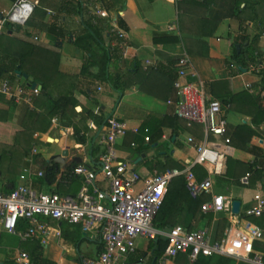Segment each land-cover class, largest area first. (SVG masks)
Returning a JSON list of instances; mask_svg holds the SVG:
<instances>
[{
  "label": "crops",
  "instance_id": "1",
  "mask_svg": "<svg viewBox=\"0 0 264 264\" xmlns=\"http://www.w3.org/2000/svg\"><path fill=\"white\" fill-rule=\"evenodd\" d=\"M15 1L0 0V10L11 8ZM32 1L36 3V6L41 2L47 9L42 21L45 28L17 25L11 30L4 28L0 35L7 36L6 34H8L17 39L18 44L14 46L13 52H21L24 49L23 46L34 44L48 52V59L58 55V73L51 75L49 91L55 97L64 93L73 94L77 103L74 108L69 109V121L65 119L62 123L59 117L54 115L52 119L58 118V123L55 124L51 120L46 131L36 132L32 135V139L38 140V144L32 142L28 153H24L29 146L27 142L31 139L30 133H22L25 124L30 123L25 109L29 106L38 113L47 114L51 109V102L49 100L45 102L40 98L41 100L35 107L34 103L31 105L16 104L5 95L0 94V147L9 152L3 165L0 162V190L3 192H9L23 182L20 174L26 166L31 165L34 172L43 170L40 164L35 161V156L38 154L46 159L57 158L61 164V171H66L76 162L78 164L85 163L99 172L100 156L105 151L102 135L112 116L118 117L128 126L125 136L119 138L116 143L119 159L126 160L144 178L153 175L156 171H166L162 164L166 163L165 156L167 154L174 161L183 164L186 161L193 163L197 157L195 142L202 141L204 131L201 124L190 122L188 130L178 128L179 134L173 138L174 127L171 125V119H168L165 125H161L165 117L175 114L177 102L176 89L172 79L174 76L170 75L168 70L145 76L142 82L126 89L120 100H118L117 93L108 84L100 83L98 80H94L93 76L82 73L86 54L74 44V39H70L69 35L71 31L78 32L82 29L83 14L82 11L77 10L79 2H82V6L87 9L86 17L93 14L98 20L107 19L111 26V21H114L119 27L118 18L121 19L124 27L120 28L126 31L124 60L121 63L123 70L132 68L137 62L144 69L152 64H155L152 66L168 65L185 54L192 61L193 70L197 73V80L203 82L206 93L211 98L214 97L210 94L209 84L217 80H227L229 89L234 94L245 90L253 94L257 93L256 85L260 83L258 75L252 73L249 68L230 75V69L226 63V60H232L236 38L242 35L245 29L240 28L238 20L233 15L236 11L233 0H207L206 2L203 0ZM63 2H65L64 6ZM105 3H107L106 6H104ZM97 9L107 10L110 17L99 16L96 12ZM206 14L209 19H216V21L202 25L201 20H204ZM52 24L56 25V31L49 30ZM247 24V33L252 38L257 32V23L248 22ZM35 36L39 38L35 39ZM160 36L165 37V41L154 40L155 37ZM115 42L109 43L108 41L107 43L114 45ZM205 45L209 48V54L206 56L203 54L206 49ZM260 46L264 52V35L260 38ZM0 54L4 55L5 53L1 52ZM28 56L32 61L46 60L37 54H28ZM49 67L51 68V66ZM54 68L56 67L53 66L52 69ZM20 73L14 80L7 75L0 79L7 78L12 81L18 79L23 84L24 73ZM188 79L195 80L196 78L190 76ZM247 84L252 85L251 89L247 88ZM39 96L40 94L34 96V99ZM243 110L246 113L232 111L228 106L224 107L223 115L228 120L229 130L232 132L243 124L250 125L258 131L252 136L250 145L261 150L257 149V153L254 154L231 143V148L227 151V158L224 160L227 163V169L225 168L226 170L221 173L210 174L214 183L213 192L223 194L226 199L232 202L240 201L241 215H244L246 209L254 204L255 196L246 193L244 188L251 187L264 194V175L259 178V174L251 170V182L244 185L240 181L246 174L244 173L245 168L252 164L254 169L264 173V122L257 125L252 124L251 114L254 112V108L247 107L245 109L243 107ZM92 114H102L106 117L105 121L107 122L99 128ZM75 125H80L81 134H86V143L77 141ZM146 136L150 137V141L145 140ZM188 136H193L195 142L188 143ZM98 145L102 149H97ZM64 150L67 151L66 155L62 154ZM54 155L55 157H53ZM236 160L241 161L245 166L236 168ZM203 166L208 170L207 166ZM78 176L83 183L82 175ZM59 180L60 175L55 182L34 176L32 184L38 191L52 192L58 188ZM25 182L29 183V180ZM96 185L101 189L108 187V183L104 182L101 174L98 175ZM142 186L143 184L140 183L138 188ZM241 188L243 189L241 190ZM209 196L211 198L210 194ZM221 213L222 217H227L229 221L230 219L234 222L238 220V217L229 212ZM218 214H214L215 218L213 217L214 219L211 220L204 218L198 221L194 220L193 228L207 227L212 232V238H215L218 221L222 218L219 219L218 216L221 215ZM185 217L186 213H183L178 224L187 228L185 223H181L182 220L185 222ZM245 220L254 223L248 217ZM48 223L50 228L45 238L22 241L16 234L0 232V264H18L16 258L20 252L23 250L30 255V249L37 242H42L43 256L52 264H97L102 250V244L98 238H94L91 233H85L83 230V233L80 231L78 235L76 228L82 229L79 224L54 219H48ZM260 227L264 231V228ZM26 228L19 227V229ZM147 240L148 243L144 247L137 245L136 251L118 264H150L154 249L150 248L151 240ZM256 243L259 247L255 249L264 252V236L262 239L256 240L254 246ZM179 257L174 258L171 263L183 264L182 258ZM242 261L245 264H250L245 260Z\"/></svg>",
  "mask_w": 264,
  "mask_h": 264
},
{
  "label": "built area",
  "instance_id": "2",
  "mask_svg": "<svg viewBox=\"0 0 264 264\" xmlns=\"http://www.w3.org/2000/svg\"><path fill=\"white\" fill-rule=\"evenodd\" d=\"M35 7L36 3L32 0H16L11 8L0 10V33L7 22L13 27L25 26ZM96 12L101 17H110L105 9H97ZM111 24L119 36L125 37V30L114 21ZM38 38L35 36V39ZM178 61V76L174 84L177 97L175 112L189 123L201 124L204 130L202 141L195 142L193 136L187 137V142H195L196 146L197 157L193 163L186 161L182 169L156 171L144 178L126 160L119 159L116 143L125 136L128 126L118 117L112 116L102 135L105 151L100 156V171L85 163L78 164L74 169L83 179L77 195L38 191L32 184L33 177L43 176L44 171L34 172L31 165L26 166L20 174L23 182L9 192L0 190V232L16 234L22 241H29L48 235V219L79 224L85 233H91L102 244L97 264H118L136 251L138 238L155 240L158 236L167 239L159 264H172L171 261L180 253L187 254L188 264L195 263L200 256L213 255L233 257L250 264H264V252L257 251L254 246L256 240L263 238L264 231L260 226L245 220L247 216L262 215L264 194L257 192L254 204L241 215L240 212H233L231 200L213 192L214 183L210 174L221 173L224 157L231 148L229 123L223 115L222 102L211 98L203 82L197 80L190 57L184 54ZM249 65L250 71L256 75L264 70L263 61ZM190 76L196 79H188ZM251 87V84H247L248 89ZM40 90L41 85L38 84L28 90L18 79H0V94L16 104L31 105ZM52 122L57 124L58 118H53ZM145 140L150 141V137L146 136ZM194 164L207 166L209 175L199 180L192 170ZM99 174L108 183L106 189L96 185ZM177 176L185 177L186 188L192 197L211 195L202 204L203 212H229L238 217L235 222L230 219L221 239L212 238V232L207 227L188 229L182 224L170 227V230L155 227V218L164 204L168 186ZM250 176L251 172H247L240 179L241 183L248 185ZM140 183L143 186L138 188ZM20 219L28 222L26 229H19ZM242 220L245 222L242 223ZM16 260L18 264H32L30 255L23 250Z\"/></svg>",
  "mask_w": 264,
  "mask_h": 264
},
{
  "label": "trees",
  "instance_id": "3",
  "mask_svg": "<svg viewBox=\"0 0 264 264\" xmlns=\"http://www.w3.org/2000/svg\"><path fill=\"white\" fill-rule=\"evenodd\" d=\"M203 1L206 2L207 0ZM233 1L236 6V11L233 15L238 20L240 28L245 29L244 33L236 38L232 60H226L228 68L230 69V75H235L236 73L242 72L244 68L248 69L250 66L249 64L252 62L256 63L264 60V52L261 50L260 46V38L264 35V0ZM81 3L79 2V9L77 10L80 12L82 11L83 14L82 29L78 32L71 31V34L69 35L70 39H74V44L86 54V61L82 65L83 74H89L93 76L94 80H98L100 83L103 82L108 84L110 88L117 93L118 100L122 98L126 89L132 87L135 84H139L138 82H142L145 76L147 77L152 73L162 70H168L167 72H169L170 75L174 76L172 77L174 86L178 75V59L177 61L171 62V64L168 65H149L146 66L145 69L141 64L137 62L132 68L123 70L121 68V63L124 60L123 52L125 51V37H121L118 35L116 30L113 29V26L110 25L109 20H98L93 14H90L86 17L85 12L87 11V9H85ZM62 5L64 6L65 2H63ZM106 5L107 3H105L104 6ZM46 13L47 9L43 7V4L40 2L35 7L34 12L25 25H33L41 29L45 28V25L42 24V21ZM214 21H216V19H209L208 14H206L204 20H201L202 25H206L207 22L213 23ZM248 22L257 23V32L252 38L247 33L246 26L248 25ZM118 23L120 27H124L121 19L119 18ZM12 27L13 26L9 22L5 23L4 25V28L7 30H11ZM55 28L56 25L52 24L50 25L49 30L52 29L56 31ZM6 35L7 36L3 34L0 35V37L7 38V43L3 46H0V53H5L4 55H2V59L0 60V78L4 77V75H7V77H10L14 80L15 78H17L19 72H21L22 74L27 73L29 77L24 78L25 82L23 83L26 89H31L32 83L34 81H37L38 86L41 85V90L39 93L40 96L35 98L33 102L35 107L38 105L39 100H41L40 98L44 99L45 102L48 100L51 102V109L47 114L38 113L36 110L31 109L29 106H27V108L25 109L27 112V116H29L30 123L25 124V127L23 126L24 130L22 131V133H30L29 135L31 136V140L29 139V141L27 142L29 146L27 148L25 147L26 149L24 151V153H28L27 151L30 149V145H32V140L33 143L36 142V139H32V135H34L36 132L46 131L49 128L52 117L54 115H57L62 123H64L65 119H67L66 121H69V109L74 108L77 103V99L73 96V94L69 93H64L55 97L49 91L50 77L51 75H56L58 73V55H54L52 59H48V52L44 50V48L38 47L34 44L23 46L24 49L21 52H13L12 50L14 49V46L18 44L17 39L10 37L8 34ZM165 39V37L160 36L155 37L154 40L163 42L165 41ZM106 40H108L109 43L111 41L116 42L113 45L107 43L108 41ZM236 44H239L241 46L240 52H238ZM28 54H37L41 58L44 57V59L46 60L32 61L29 59ZM203 54L205 56L209 54L208 46H206ZM49 66H51V68ZM53 66L56 68L52 69ZM257 74L260 78V83L256 85V94H253L248 90L234 94L229 89V82L227 80L212 81L209 84L210 94L215 99L220 100L223 104V107L228 106L232 111L237 112H244L243 107H245V109H247V107H251L252 109L254 108V112H252L251 114V121L254 125L264 122V70ZM92 115L94 116L99 128L107 122L105 121L106 117L102 114ZM168 119H171V125L174 127L172 138L174 136H178V128L188 130V128L190 127V123L185 119L180 118L176 114V112L171 117H165L161 125H165ZM257 133V130L246 124L236 127L234 131L231 132L228 125V135L231 137V143H234L244 150L253 152L254 154L257 153V149L259 148L251 146L250 141L252 136ZM75 137L80 143L87 142L86 134H81L80 125H75ZM98 148L102 149V147L99 145L97 149ZM8 153V150L0 147L1 165H3V161L8 158ZM165 157L166 163L162 164L164 170L176 167L180 169L184 168L183 163L174 161L169 154H167ZM226 158L227 155L224 157V160ZM224 160L221 172L227 169V163H225ZM35 161L40 164L45 173V175L40 177V179L45 180V178H47L50 182H55L58 175H60L58 184L59 186L55 191L63 194L68 193L77 195L82 186L81 179L78 178L79 176L74 173V169L78 163L75 162L71 166H69L66 171H61V164L57 158L46 159L43 158L41 154H38L35 156ZM235 164L236 168L245 166L244 163L239 160H236ZM253 167V164L252 166H247L244 173L251 172L252 170L254 173H258L259 178H261L264 173L260 170L254 169ZM192 170L199 180H202L208 176V170L203 165L196 164L195 166H193ZM251 180L252 176L250 178V182ZM209 198V194H204L197 198L192 197L186 188L185 177L177 176L173 178L168 186V192L165 198V202L155 218V227H157L158 229L173 227L179 223L183 213H186V219L184 223L186 224L188 229H194V220L198 221L202 218L209 220L213 219V213H205L202 211V204ZM247 217L254 223L264 228V212L261 216L258 217ZM229 224V219L227 217H222L218 221L215 238L221 239L224 236L225 229L229 226ZM27 225L28 222L25 219L19 220L20 228H26ZM80 231H82V229L77 227L76 232L78 235L80 234ZM166 245L167 239L162 236H158L157 239L151 240L150 248L154 249V254L152 256L150 264H159V260L164 253ZM258 247L259 246L256 243L255 248ZM30 251V260L32 264H52L43 256L42 242H37V244L33 248H31ZM176 257L182 258L183 264H188L187 254L180 253ZM217 257L219 258L215 260V258ZM229 262L231 263V260L227 257L213 255L200 256L198 260L193 264H230Z\"/></svg>",
  "mask_w": 264,
  "mask_h": 264
},
{
  "label": "rangeland",
  "instance_id": "4",
  "mask_svg": "<svg viewBox=\"0 0 264 264\" xmlns=\"http://www.w3.org/2000/svg\"><path fill=\"white\" fill-rule=\"evenodd\" d=\"M4 31V30H3ZM2 31V32H3ZM7 38L6 37H0V46H3L4 44H6L7 43ZM1 55V54H0ZM22 81L23 82H25V80L24 79H22ZM31 140V139H30ZM32 142H33V140H32ZM34 144H38V142L36 141ZM243 188H241V190H242ZM246 193H248L249 195H251V196H253V195H255L254 193H256L257 192V190L256 189H254V188H251V187H246V188H244L243 189ZM222 213L221 212H219V214L218 215H221ZM219 217V219L222 217V215L221 216H218ZM214 218H215V215H214ZM213 218V219H214ZM184 220H182L181 221V223H184L183 222ZM148 243V240L147 239H144V238H140V239H138L137 240V245L138 246H140V247H144L146 244ZM230 260H231V263L230 264H245L242 260H237V259H233V258H230Z\"/></svg>",
  "mask_w": 264,
  "mask_h": 264
},
{
  "label": "water",
  "instance_id": "5",
  "mask_svg": "<svg viewBox=\"0 0 264 264\" xmlns=\"http://www.w3.org/2000/svg\"><path fill=\"white\" fill-rule=\"evenodd\" d=\"M236 47H237V49H238V52H240V48H241V46H240L239 44H237ZM20 74H21V73H20ZM23 76H24V78H28V74H26V73H24ZM36 86H37V82L34 81V82L32 83V88H34V87H36ZM62 154H63V155H66V154H67V151L64 150V151L62 152ZM53 157H55V155H54ZM240 207H241V202L238 201V200H234V201H233V212H234V213H239V212H240ZM166 230H170V227H167Z\"/></svg>",
  "mask_w": 264,
  "mask_h": 264
},
{
  "label": "bare ground",
  "instance_id": "6",
  "mask_svg": "<svg viewBox=\"0 0 264 264\" xmlns=\"http://www.w3.org/2000/svg\"><path fill=\"white\" fill-rule=\"evenodd\" d=\"M177 152V151H176Z\"/></svg>",
  "mask_w": 264,
  "mask_h": 264
}]
</instances>
